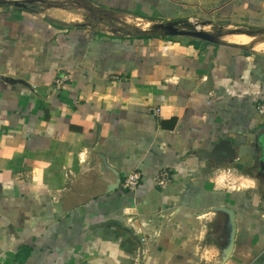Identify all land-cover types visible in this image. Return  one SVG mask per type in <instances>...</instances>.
I'll return each mask as SVG.
<instances>
[{
    "label": "crops",
    "instance_id": "crops-1",
    "mask_svg": "<svg viewBox=\"0 0 264 264\" xmlns=\"http://www.w3.org/2000/svg\"><path fill=\"white\" fill-rule=\"evenodd\" d=\"M11 5L0 6V264H264V49L230 32L213 44L89 19L260 33L264 0ZM223 141L218 157L198 156ZM135 171L139 188L124 191ZM221 206L236 221L224 263Z\"/></svg>",
    "mask_w": 264,
    "mask_h": 264
},
{
    "label": "water",
    "instance_id": "water-1",
    "mask_svg": "<svg viewBox=\"0 0 264 264\" xmlns=\"http://www.w3.org/2000/svg\"><path fill=\"white\" fill-rule=\"evenodd\" d=\"M29 2H13V6L17 7V8H27L28 7ZM211 22H207L205 23H201L202 25H207L210 24ZM180 24H184V22H174L171 24H161L157 27H155V29L153 31H142L139 30L136 26L133 25H128L127 26L129 28H131L133 31L137 32L140 35H162L165 37H190V38H194V39H198V40H202L208 43H213V44H220V40L218 39L217 35H213L210 34L204 30H197L194 27H191L190 30H182L180 28H178V26ZM239 32H244L247 33L249 35L254 34V32H247V31H241V30H236V31H232L230 32V34H235V33H239ZM260 33H264V31L260 32ZM5 81L7 83L10 84H18V83H22L25 84L24 81L22 80H15L12 78H5ZM226 142L223 141L220 144H217L216 146H214L211 150H209L208 152H199L198 156L200 157H208V156H214V157H218L216 154L221 150V149H227L226 147ZM101 160L103 161V168H107L108 165L104 159V157L101 156ZM120 184V181H119ZM213 212H217V213H222L226 216V243L222 249V257H221V262L224 263L228 260V258L230 257L233 248H234V242H235V235H236V221H235V213L233 210L221 206L218 208H215L212 210Z\"/></svg>",
    "mask_w": 264,
    "mask_h": 264
},
{
    "label": "rangeland",
    "instance_id": "rangeland-1",
    "mask_svg": "<svg viewBox=\"0 0 264 264\" xmlns=\"http://www.w3.org/2000/svg\"><path fill=\"white\" fill-rule=\"evenodd\" d=\"M12 1L13 0H0V6H10ZM15 1H21V0H15ZM105 16H109L111 18H109V20H107V21H102L101 22L100 18H99V15H94L93 14V15H89V19H90V21L95 22L96 24L102 23V25L104 27H107V28L113 30L115 33H133V34H135L136 32L133 31L131 28H129L126 24H129V25L142 24V21L140 22L139 20H130V19L128 20V19H126L124 17H121V16H113V15H110V14H105ZM201 22H203L201 19L200 20L186 19L184 24H180L178 26V28H180L182 30H190L191 27H195V23H201ZM152 27H153L152 25L149 26L147 28V30H151ZM233 30H241V31H247V32H253L254 31V32H256V34H261V33H258L255 30H253V29L245 28V27H242V28H230V29H227V30L223 31V29H221L219 27V24H217V23L215 25H212L210 28H208L206 30V32H208L210 34H213V35H220V34L222 35V34L229 33V32H231Z\"/></svg>",
    "mask_w": 264,
    "mask_h": 264
},
{
    "label": "built area",
    "instance_id": "built-area-1",
    "mask_svg": "<svg viewBox=\"0 0 264 264\" xmlns=\"http://www.w3.org/2000/svg\"><path fill=\"white\" fill-rule=\"evenodd\" d=\"M65 81H66L65 76L60 77L56 81V85L60 87L61 85L64 84ZM258 113L260 117L264 120V101L258 105ZM141 181H142L141 172L135 171L126 176L121 186L124 191L132 193V192H135L139 188ZM155 182H156L157 187L161 189H165L172 182V174L167 169H162L155 176Z\"/></svg>",
    "mask_w": 264,
    "mask_h": 264
},
{
    "label": "bare ground",
    "instance_id": "bare-ground-1",
    "mask_svg": "<svg viewBox=\"0 0 264 264\" xmlns=\"http://www.w3.org/2000/svg\"><path fill=\"white\" fill-rule=\"evenodd\" d=\"M197 26L200 27V25H197ZM148 27H149V25H143L144 30H147ZM198 27H197V29L199 30ZM229 35H228L229 36L228 40H230V42L232 41L235 43H239V44H242L243 46H246V47L252 46V48H254V49H264V35H263V33L262 34H253L250 36L247 33L239 32V33L229 34ZM225 37H223V38H225ZM249 49H251V48H249Z\"/></svg>",
    "mask_w": 264,
    "mask_h": 264
}]
</instances>
